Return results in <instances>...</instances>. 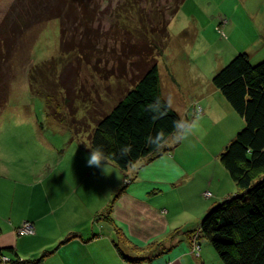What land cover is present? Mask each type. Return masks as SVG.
Segmentation results:
<instances>
[{"label":"rangeland","instance_id":"1","mask_svg":"<svg viewBox=\"0 0 264 264\" xmlns=\"http://www.w3.org/2000/svg\"><path fill=\"white\" fill-rule=\"evenodd\" d=\"M173 4V0H0V201L22 173H13L18 161L13 155L28 149L30 157L39 158L46 154L40 137L59 146L64 139L54 127L71 131V125L58 117L70 122L74 112V118L85 121L90 131L99 116L112 108L131 86L130 61L140 53L134 46L155 55L162 95L179 114L189 81L213 77L240 52L249 53L251 64L264 60V0H184L171 16ZM68 9L63 50L60 21L52 16ZM83 11L88 21L87 43L82 45L90 63L83 61L74 41L85 27L80 25ZM166 22L164 39L159 28ZM156 42L157 49L151 47ZM144 59L153 61L152 57L138 61L145 63ZM217 126L214 130L197 121V130L186 140L174 139V134L168 137L167 151L179 146L182 157L193 161L190 167L199 166L207 156L219 153L220 135H224L223 125ZM88 130L78 134L85 144ZM65 135L67 147L74 143V149L78 139L70 141ZM24 144L29 147L23 149ZM6 166H11L7 172ZM200 239H190L195 256L200 250L193 248L200 247ZM156 242L148 243L145 250Z\"/></svg>","mask_w":264,"mask_h":264},{"label":"crops","instance_id":"2","mask_svg":"<svg viewBox=\"0 0 264 264\" xmlns=\"http://www.w3.org/2000/svg\"><path fill=\"white\" fill-rule=\"evenodd\" d=\"M188 84V96L182 114H178L189 122H204L214 130L219 128L217 125L220 128L223 125L219 153L207 156L199 166L190 167L193 161L182 157V148L177 150V146L170 153L165 151L153 159H141L126 169L106 160L102 162L106 164L104 171L102 167L88 165L91 150L81 139L54 127L62 133L61 145L38 137L46 154L32 158L27 149L29 144H24L21 148L27 151L13 155L18 156L17 170L13 173H22L13 189L0 201V250L24 264L221 262L205 238L200 239L199 256L191 252L187 237L177 236L173 244L167 242L164 246L169 249L139 262L125 260L116 246L115 228H118L128 241L121 245L122 251L130 257L145 256L147 252L140 249L148 243L164 239L176 229H196L214 205L239 193L219 154L244 125L243 118L213 85L212 77H198ZM199 107L201 114L197 112ZM195 116L197 118H193ZM39 133L44 134L42 130ZM65 134L70 141L80 140L76 141L74 149L71 148L74 143L67 147ZM163 146L171 147L168 143ZM10 168L6 166L3 170L7 172ZM206 191L211 195L205 196ZM111 200L113 203L108 210ZM26 220L33 222L34 233L18 235L16 228ZM8 249L12 251L5 252ZM44 252L49 253L38 262H32Z\"/></svg>","mask_w":264,"mask_h":264},{"label":"trees","instance_id":"3","mask_svg":"<svg viewBox=\"0 0 264 264\" xmlns=\"http://www.w3.org/2000/svg\"><path fill=\"white\" fill-rule=\"evenodd\" d=\"M173 1L171 16L177 13L184 0ZM69 11L68 9L64 11L66 14L52 16L59 18L60 21L59 31L63 50L69 29L65 25L70 15ZM82 15V23L79 20L77 22L85 27L75 34L74 41L79 49V55L84 58L83 61L90 63L86 49L82 45L87 43V11H83ZM168 22L159 28L164 34V39L168 36ZM157 45L159 44L156 42L151 47L157 49ZM134 48H140V53H138L139 57L130 61L131 86L109 111L99 116L90 131L85 121L74 118V112L72 118H69L70 122L68 119L66 121V118L58 117L61 123L68 122V125H71L69 128L73 138H79L78 134L81 131L88 130V142L87 144L82 142L83 145L90 150L101 148L106 160L121 169H126L141 159H153L167 151L164 146L157 148L146 143V137L162 132L167 139L175 132L174 123L181 120L180 115L162 95L155 55L151 52L146 53L137 45ZM161 50L162 47L159 51ZM146 57H152L153 61L150 63V60L145 59V63L138 61ZM212 83L244 121L243 127L219 154L222 165L237 184L239 193L230 195L214 205L205 213L196 229L173 230L163 240L161 239L162 241L159 240L154 245L150 244L147 250L140 249L141 252H147L145 256L130 257L125 254L121 245L128 244V241L122 232L115 228L116 246L125 260L132 262L150 260L162 250L169 249V246L165 249L164 244L169 242L171 245L174 238L181 234L186 235L189 240L193 236L205 238L223 264H264V60L251 64L246 52L237 53L214 73ZM157 98L160 99L162 108L161 115L154 119L153 113L146 109ZM125 145H130L131 151L121 155L120 150ZM112 203L111 200L108 210ZM130 246L136 250L134 245ZM156 249L158 253H155ZM10 251L12 250H5V252ZM0 253L4 251L0 250ZM47 253L49 252H44L32 262H38ZM20 263L24 264L22 261Z\"/></svg>","mask_w":264,"mask_h":264},{"label":"clouds","instance_id":"4","mask_svg":"<svg viewBox=\"0 0 264 264\" xmlns=\"http://www.w3.org/2000/svg\"><path fill=\"white\" fill-rule=\"evenodd\" d=\"M162 104L159 98H157L153 103L147 106L146 111L153 113V118L156 119L161 115ZM174 139L186 140L189 136L193 135L197 130V121L193 120L188 122L186 120H178L174 123ZM146 143L150 145H155L157 148L162 147L167 143L165 135L160 132L155 136L149 135L146 137ZM91 148V147H90ZM121 155H125L131 151L130 145H125L121 150ZM106 161L103 150L99 147L91 148L90 155L88 156V165L102 167L105 171V165L102 162Z\"/></svg>","mask_w":264,"mask_h":264},{"label":"built area","instance_id":"5","mask_svg":"<svg viewBox=\"0 0 264 264\" xmlns=\"http://www.w3.org/2000/svg\"><path fill=\"white\" fill-rule=\"evenodd\" d=\"M197 112L200 113V114L202 113V110H201L200 107L197 109ZM204 195L205 196H210L211 194H210V192L206 191L204 193ZM34 229L35 228H34L33 222H31V221H23L20 224V226H18L16 228V232H17L18 235H28V234L30 235V234L34 233V231H35ZM199 248L200 247L198 245H196L193 248V250L197 251V250H199ZM20 262H21L20 260L14 259V258H10L5 253H0V264H21Z\"/></svg>","mask_w":264,"mask_h":264},{"label":"bare ground","instance_id":"6","mask_svg":"<svg viewBox=\"0 0 264 264\" xmlns=\"http://www.w3.org/2000/svg\"><path fill=\"white\" fill-rule=\"evenodd\" d=\"M194 108H196V107H194ZM202 109V108H201ZM194 111H196V109L194 110ZM196 114H197V112H196ZM200 114V113H199ZM76 137H77V135H76Z\"/></svg>","mask_w":264,"mask_h":264}]
</instances>
